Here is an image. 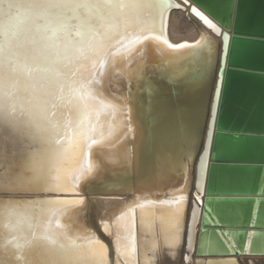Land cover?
I'll return each instance as SVG.
<instances>
[{"label":"clouds","instance_id":"9594fccd","mask_svg":"<svg viewBox=\"0 0 264 264\" xmlns=\"http://www.w3.org/2000/svg\"><path fill=\"white\" fill-rule=\"evenodd\" d=\"M159 16L155 0H0V264H108L83 193L131 173L130 91L164 51ZM161 219L139 254L131 208L100 221L117 264H156Z\"/></svg>","mask_w":264,"mask_h":264},{"label":"water","instance_id":"95a60500","mask_svg":"<svg viewBox=\"0 0 264 264\" xmlns=\"http://www.w3.org/2000/svg\"><path fill=\"white\" fill-rule=\"evenodd\" d=\"M155 2L168 5V16L177 11L168 0ZM172 4L188 8L186 19L196 31L195 38L177 44H194L203 31L221 51V59L206 69L205 52L168 62L174 51L180 55L192 50L164 44L161 52L149 45L143 79L130 91L135 123L129 138L131 173L122 169L85 189L84 198L91 201L87 223L112 262V242L103 233L102 219L144 202L158 211L171 197L186 194L185 218L192 197L189 222L195 224L197 257H264V0H189L221 35L192 15L184 0ZM197 182L203 186L198 200ZM60 196L76 198L71 193ZM202 231L207 235L202 237ZM224 233L230 235L225 238ZM201 248L205 254L198 255Z\"/></svg>","mask_w":264,"mask_h":264},{"label":"snow or ice","instance_id":"6c2138e0","mask_svg":"<svg viewBox=\"0 0 264 264\" xmlns=\"http://www.w3.org/2000/svg\"><path fill=\"white\" fill-rule=\"evenodd\" d=\"M169 5H171V8L181 10V11H187V9H181L179 4H172V0H168ZM185 4H189V0H184ZM160 5V27L162 28L163 32L167 34V31L169 27H173L172 21L170 17L167 15L169 11L168 5H164L161 3H158ZM189 7H191V14L197 17L200 21L203 22L205 26H207L208 29L213 30L216 35H221V29L216 26L212 22L211 19L208 18L202 11H198L195 6H191L189 4ZM184 23L183 17H177L174 27L179 30L180 26ZM223 39H227V35L223 34ZM162 43H165L167 45L168 49H191L192 51L186 54H180L178 55L176 51L171 53L169 55L168 62L172 61H178L181 58V55H192L194 52L196 53V56H199L201 52H205L206 56L204 57L202 64L204 68L206 69L209 65H212L213 63H218L221 59V51H217V45L211 39L207 34H205L203 31L200 32V38L195 41L194 44H187V43H180L177 45H173L168 42V40L161 41ZM203 75V73H201ZM200 161L204 162V168L207 170V159L203 155L200 156ZM197 188L198 194L195 197V199H200L199 191L202 189V184L197 182L195 185ZM185 196L181 195L178 198L174 197L173 200L170 203H173L175 205L174 209H169L170 216H161V232L160 236L161 238H164L165 235L168 236V247H175L177 245H183L185 242L188 245L187 251L190 253L193 251V225L189 222L191 217L185 218V213L181 209V203L185 201ZM216 199H220L217 197ZM91 202V201H89ZM207 202V201H205ZM161 204H164V201H160ZM192 213H196V208L193 207ZM198 215V214H197ZM211 216V213L209 214V217ZM209 217H205V219H209ZM207 233L202 231L201 236H206ZM215 235V234H213ZM225 238H227L230 233H224L223 234ZM253 235V234H248ZM185 236H187V240H185ZM234 239V238H233ZM216 243L218 245H221V241L219 238H216ZM251 241H249V245L251 246ZM205 244H207V241H205ZM197 254H205L204 249H198ZM211 254V253H207ZM157 256H158V249H157ZM185 261H189L190 257L188 255L184 256Z\"/></svg>","mask_w":264,"mask_h":264},{"label":"bare ground","instance_id":"6f19581e","mask_svg":"<svg viewBox=\"0 0 264 264\" xmlns=\"http://www.w3.org/2000/svg\"><path fill=\"white\" fill-rule=\"evenodd\" d=\"M187 11H172L169 15L173 27H169L168 31H167V37L168 40L172 43V44H177L180 41H189L193 38L196 37V31L187 24L186 22V13H189L188 8ZM177 17H183L184 18V23L180 26V29L177 30L174 25L176 22ZM186 19V20H185ZM199 21V20H198ZM199 23L201 24V22L199 21ZM181 191H178L176 193L180 194ZM181 196V195H179ZM179 196L175 195L176 198H178ZM183 196H185L186 198V194ZM172 200L174 197H171ZM191 199L187 205V217L188 218L190 216V212H191ZM136 200H140V199H136ZM171 200V201H172ZM170 201V202H171ZM166 203L164 204L162 209H159L158 211H156V209H154L153 207H151L148 203L144 202V203H140L139 205H143V212H144V221L143 224H141V218H140V212H141V208H137L133 210V214L135 216V220H136V230H137V241H138V245H137V252L139 254V240L141 237V229L143 228V230L145 232L149 231L151 229L152 226V214H155L156 216H170V212L169 209H174L175 205L173 203ZM185 206H186V199L185 201H183L181 203V209L182 211L185 210ZM128 211V210H126ZM125 211V212H126ZM128 223V217H123V219L121 220V224H127ZM191 224L193 225V229L194 228V223L193 221L191 222ZM156 232H157V249H158V256L156 258V264H264V257H256V256H249V255H239V256H227V257H197L195 255V243H196V233L193 232V251L192 252H188L187 248L188 245L185 242L183 245H177L175 247H168V244L164 242V239L161 238L160 236V232H161V225L157 224L156 225ZM103 233L105 234V236L112 242V248H113V259L112 262H110L109 260V256L107 253V261L108 264H117V250H116V244H115V239L113 236H109L106 232L105 229L103 227ZM185 240H187V236H185ZM188 255L190 257L189 261H185L184 260V256ZM218 258H233V260H217ZM207 259H209V261H206Z\"/></svg>","mask_w":264,"mask_h":264},{"label":"rangeland","instance_id":"374dc122","mask_svg":"<svg viewBox=\"0 0 264 264\" xmlns=\"http://www.w3.org/2000/svg\"><path fill=\"white\" fill-rule=\"evenodd\" d=\"M185 20H186V19H185ZM186 22H187V20H186ZM187 24L190 25L188 22H187ZM190 26L192 27V25H190ZM192 28H193V27H192ZM193 29H194V28H193ZM191 40H192V39H191Z\"/></svg>","mask_w":264,"mask_h":264}]
</instances>
